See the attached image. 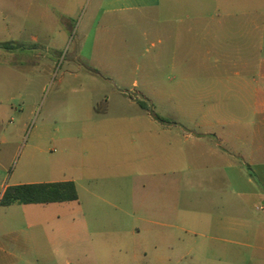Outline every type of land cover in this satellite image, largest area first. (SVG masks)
I'll return each instance as SVG.
<instances>
[{"label":"rangeland","instance_id":"rangeland-1","mask_svg":"<svg viewBox=\"0 0 264 264\" xmlns=\"http://www.w3.org/2000/svg\"><path fill=\"white\" fill-rule=\"evenodd\" d=\"M6 42L0 197L72 180L79 202L0 204V246L31 240L0 264H149L152 231L173 223L137 210L133 176L201 182L216 156L194 140L224 132L204 122L249 130L236 74L264 69V0H0Z\"/></svg>","mask_w":264,"mask_h":264},{"label":"crops","instance_id":"crops-1","mask_svg":"<svg viewBox=\"0 0 264 264\" xmlns=\"http://www.w3.org/2000/svg\"><path fill=\"white\" fill-rule=\"evenodd\" d=\"M236 75L241 80L235 107L254 109L255 121L248 131L242 128V117L204 122L224 131H206L194 140L216 156L213 164H205L211 173L208 179L185 183L181 189L176 179L145 182L144 175L133 176L137 210L148 213L151 208L154 217L173 223L168 229L152 231L151 249L143 248L145 256L152 252L149 264H264V69ZM226 124L234 126L233 132H225ZM256 210L261 217L254 214ZM5 222L0 220V230L7 229ZM30 241L16 238L11 250L0 246V254L17 261L15 251H30Z\"/></svg>","mask_w":264,"mask_h":264},{"label":"trees","instance_id":"trees-1","mask_svg":"<svg viewBox=\"0 0 264 264\" xmlns=\"http://www.w3.org/2000/svg\"><path fill=\"white\" fill-rule=\"evenodd\" d=\"M13 42L0 43V48L11 50ZM79 202V195L73 181L44 182L10 185L5 188L0 198V204H52Z\"/></svg>","mask_w":264,"mask_h":264}]
</instances>
